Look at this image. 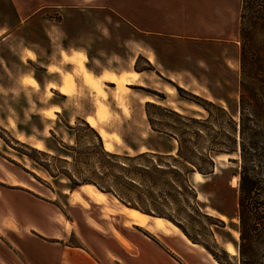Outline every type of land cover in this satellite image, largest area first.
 Returning a JSON list of instances; mask_svg holds the SVG:
<instances>
[{
	"label": "rangeland",
	"instance_id": "rangeland-1",
	"mask_svg": "<svg viewBox=\"0 0 264 264\" xmlns=\"http://www.w3.org/2000/svg\"><path fill=\"white\" fill-rule=\"evenodd\" d=\"M11 3L0 0V24H3L0 28L16 26L14 12L20 3L16 0ZM162 3L166 9L159 8ZM24 5L30 18L23 30L0 32V199L9 195L13 202L25 204L30 210L36 205L32 204L35 201L41 205L37 206L39 211L54 217L52 221L44 219L46 226L60 234V240H49V243L80 247L97 255L101 264H171L167 255L172 256L169 248L182 249L190 259L197 260L194 264H202V257L204 264H212L197 249L185 246L180 238L162 235L174 231L187 238L170 221L158 218L163 224L162 231L150 229L159 212L177 219L198 243L208 247L216 243L233 258L223 259L237 264L238 166L230 160L237 159V155L214 157V173L205 178L201 175V180L196 179L195 174L189 176V182L197 192L198 210L220 219L224 227L209 226L192 210L173 213L170 207L139 198L137 192L125 188H120L121 193H118L122 202L91 185H83L72 193L71 182L56 173L63 171L78 179H90L93 168L89 162L81 159L78 165H73V152L69 148L74 146L77 136V149L85 154L97 145L95 135H99L84 120L85 116L97 118V99L85 86L83 76L75 71V66L62 57L63 53L70 55L73 50L86 54V65L96 75L105 70L116 73L143 70L148 68L146 62L152 66V70L143 71L147 75L141 80L142 85L127 86L126 111L115 101V85L105 83L107 97L98 101L108 112L101 124L108 133L120 139L119 142L112 140L113 151L110 153L135 156L149 149L170 155L163 154V147H167L176 148L172 155L176 154L175 140L150 130L145 103L140 101L145 96L153 97L157 102L154 104L167 109L173 110L172 104H178L181 115L204 118L207 113L192 102L190 95H194L223 106L238 119L239 0H170L167 3L153 0L152 8L150 0H24ZM150 46L158 49L159 55L154 54L162 62L158 59L152 65L146 59V52L151 53ZM26 76L34 77L40 86L35 79L36 87L25 86L22 80ZM50 81H64L72 89L67 95L54 90L49 95L46 86ZM163 86L174 88L175 95L164 93ZM195 105L202 110L196 109ZM51 109L60 112L53 120L45 116ZM151 113L158 126L174 125L163 113L154 110ZM35 144H41L43 150L35 149ZM30 148L67 163L50 160ZM38 163L47 164L56 177L49 176ZM88 200L100 204L102 212ZM130 207L153 217L145 214L146 225H137L131 215L140 211ZM2 208L0 203V264H22L7 249L9 243L17 239L11 231L15 215L6 220ZM118 213L126 217L128 226L133 227H124ZM58 217L70 225L69 230L59 224ZM90 221L96 227L91 226ZM113 230L126 238L132 247L126 249L121 245ZM145 230L158 234L159 238ZM228 243L234 246V255L227 252Z\"/></svg>",
	"mask_w": 264,
	"mask_h": 264
},
{
	"label": "trees",
	"instance_id": "trees-1",
	"mask_svg": "<svg viewBox=\"0 0 264 264\" xmlns=\"http://www.w3.org/2000/svg\"><path fill=\"white\" fill-rule=\"evenodd\" d=\"M237 42L238 119L223 106L194 95H190L192 102L207 113L204 118L181 115L172 109L146 102L145 114L150 129L176 141L175 155L148 152L135 156L117 155L103 149L102 140L97 134V145L83 154L77 149L79 139L75 136V144L69 148L73 152L72 163L78 165L81 159L89 162L93 168L91 178L78 179L63 171L56 174L63 175L71 182L72 192L83 185H91L122 202L118 193H121L120 188H125L137 192L139 198L145 197L160 203L164 208L170 207L173 213L192 210L209 226L214 224L224 227L220 219L198 210L197 192L190 184L189 176L196 173L210 176L215 169L214 157L237 155V159H230L238 166L235 215L239 239L237 264H264V0H239ZM146 63L148 68L135 71L152 70V66ZM177 90L181 89L177 87ZM151 110L163 113L173 120L174 125L158 126ZM83 124L88 127L86 123ZM30 150L50 160L67 163L43 151ZM30 158L35 161L33 157ZM38 165L49 176L56 177L47 164ZM130 209L150 216V213L136 207ZM154 218L170 221L193 244L203 247L218 264H232L223 259L233 258L222 247L216 243L208 247L193 240L173 216L159 212Z\"/></svg>",
	"mask_w": 264,
	"mask_h": 264
},
{
	"label": "crops",
	"instance_id": "crops-1",
	"mask_svg": "<svg viewBox=\"0 0 264 264\" xmlns=\"http://www.w3.org/2000/svg\"><path fill=\"white\" fill-rule=\"evenodd\" d=\"M10 1L13 3V0H10ZM16 1L20 3V6H17L19 8H17L14 12V20L16 21V24H15L16 26L14 25L15 27H13V25H9L8 28L1 27L0 32H15L18 30L22 31L23 28L28 24V20L30 17L27 15V13H25L27 9H26L25 5L23 6L24 0H16ZM160 1L167 3V1H170V0H160ZM172 1H174V0H172ZM12 3H11V5H12ZM150 5H151L150 8H152L153 0H150ZM165 6L166 5L164 3H162V6L159 8L166 9L167 6L166 7ZM150 14H151V12H150ZM160 14H166V12H160ZM2 25L3 24H0V26H2ZM150 47H151L150 48L151 53L146 52L147 53L146 59L152 65L155 63V60H158V59L160 60V62H162L160 57L157 58L154 54V53L158 54V49H156L153 46H150ZM26 52H24V54ZM76 52H79V51L73 50V52L69 56H71L73 53H76ZM81 53H83L86 56V54L84 52H81ZM26 60H30V59H26ZM134 60H135V58L132 59V64L134 63ZM87 62H88V58L86 56L85 66L87 69H89L86 65ZM89 71L92 72L95 76L100 77L104 74V72H112L116 75H120L123 72L124 73L125 72H131V71H135V70L129 69L126 71H122L120 73L105 70L101 75H96L90 69H89ZM137 73L140 75V80L146 78V75H147L146 72H137ZM28 77H30V76H28ZM31 78L35 79L34 77H31ZM37 83H38V87H39L40 86L39 82L37 81ZM49 83H53L59 87L62 84V81L61 82L50 81L47 84H49ZM137 85L138 84H134L131 86H137ZM25 86H29V85H25ZM165 91H166L165 86H163V92L165 93ZM145 97H142V99L140 101L143 103H146ZM56 113H60V112L55 111V115H56ZM86 117L87 116H85L84 120H86ZM152 132H154V131H152ZM170 139L174 140L173 138H170ZM174 143H175V145L177 144L175 141H174ZM175 150H176V148L174 149V148H167V147H163V149H162L163 154H171V155L174 154ZM147 151L158 153L157 150L147 149ZM20 187L28 189L27 186L25 187V186L21 185ZM8 196L9 195H6V194L3 195L2 198L0 199V203L3 206L2 212H5L4 217L6 220H8L9 217H11L10 215H12V214L15 215V216H13L15 218V222H13L15 225H12V227H14V229H11V231L16 234L17 239H15V241L10 242L9 246H7V249L12 253V255L14 257H17L22 264H46V263H48V264H101L100 258H98L97 255L89 254L88 252L82 250L80 247H70V246H67L65 243H57V242L49 243V240H60L61 239L60 234H58L57 231L53 230L49 226H46V224L44 223L45 218L52 221L54 219V217H50V215H51L50 213L46 215L45 214L46 212L44 213L41 210L39 211L37 209V206H41V205H37V203L35 201H32V204L33 205L36 204V205L34 206V208L32 206L31 210H30V208L27 205L22 204V203H15ZM73 202L78 203L79 205L83 206L84 208H87V207H85V205H83L80 202H76V201H73ZM88 202L99 206L101 208L100 212H102L103 207H101L100 204H98L94 201H91V200H88ZM117 216H120L123 218L122 225L124 227H133V226H128L126 224L127 219L121 213H118ZM0 218H1V216H0ZM58 222H59V224L64 225L67 230L70 229V225L65 220H63L62 217H58ZM90 224H91V226L96 227L92 221H90ZM146 232L155 238H159L158 234H153L149 231H146ZM113 234H114L115 238L120 242V244L123 245L126 249H130L132 247L130 242L126 238H124L118 231L113 230ZM162 235L165 237L175 236V237L180 238L181 242H183V244L185 246L197 249L200 253L204 254L205 257L207 258L208 262H210L212 264H218L212 258V256H210L206 252V250H203L201 248V246H199V245L193 244L191 242L189 243L187 238L182 237L180 235V233H175L174 231H171L170 235H166V234H162ZM169 249H170L169 253H171L172 256H170L169 254H167V255L169 256V258L172 262L171 264H194L197 261L194 258L190 259V257H188L185 253L182 252V249H179V248H169ZM204 262H205V260L202 257L201 263L204 264Z\"/></svg>",
	"mask_w": 264,
	"mask_h": 264
},
{
	"label": "bare ground",
	"instance_id": "bare-ground-1",
	"mask_svg": "<svg viewBox=\"0 0 264 264\" xmlns=\"http://www.w3.org/2000/svg\"><path fill=\"white\" fill-rule=\"evenodd\" d=\"M62 57L65 62L68 64H72L75 66L76 70L80 75L83 76L84 84L85 86L91 90L93 93V96L97 99V118L93 116H87L86 117V122L94 128L97 133L99 134L102 142H103V147L106 151L112 152L113 151V146H112V140H115L116 142H119L120 139L111 133H108L102 126V119L105 117L106 113L108 112L107 108L105 105H103L99 100L106 99L107 94L105 91V83H110L115 85V89L117 90L115 93V101L121 105V107L125 110V97L127 95V86L129 85H142V81L140 80V75L136 71H131V72H123L120 75H116L112 72H104V74L101 77L95 76L92 72H90L86 66V56L81 53H75L71 56L63 53ZM33 58V57H32ZM51 69V68H50ZM50 71V70H49ZM23 84L25 85H31V87H36L37 83L33 78L26 77L23 80ZM71 86L70 84H65L64 81H62V84L58 87L57 85L53 83H49L46 86L47 93L51 95L52 90L58 91L62 95H67L71 91ZM166 93L169 95L174 96L176 93V90L174 88H168L166 87ZM113 97V95H112ZM145 102H152V103H157L155 99L151 96L145 97ZM117 105V104H115ZM173 110L181 113V109L178 104H172ZM196 109L202 110L199 106H194ZM55 111H58V109H51L45 112V116L49 119L55 118ZM126 111V110H125ZM21 140V139H20ZM176 142V141H175ZM35 149L37 150H43L41 144H35L34 146ZM144 153V150H142ZM196 179L201 180L202 176L198 173L195 174ZM234 179H237V176L234 177ZM89 186V185H88ZM104 195V194H103ZM131 217L134 219L135 223L137 225L145 226L146 221H147V216L143 213L140 212H134ZM167 222V221H166ZM171 224L170 222H168ZM162 225L161 220L156 218L154 224H152V227L150 229L152 230H160L162 231ZM136 226V225H135ZM238 236V235H237ZM226 250L229 254L234 255L235 254V248L231 243H228L226 245Z\"/></svg>",
	"mask_w": 264,
	"mask_h": 264
},
{
	"label": "water",
	"instance_id": "water-1",
	"mask_svg": "<svg viewBox=\"0 0 264 264\" xmlns=\"http://www.w3.org/2000/svg\"><path fill=\"white\" fill-rule=\"evenodd\" d=\"M232 159V158H231ZM232 160H234V159H232Z\"/></svg>",
	"mask_w": 264,
	"mask_h": 264
}]
</instances>
